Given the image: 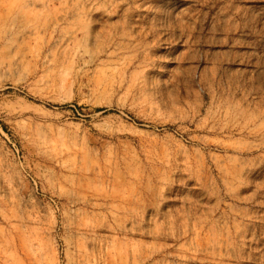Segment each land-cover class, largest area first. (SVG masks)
<instances>
[{"label":"rangeland","instance_id":"1","mask_svg":"<svg viewBox=\"0 0 264 264\" xmlns=\"http://www.w3.org/2000/svg\"><path fill=\"white\" fill-rule=\"evenodd\" d=\"M0 264H264V0H0Z\"/></svg>","mask_w":264,"mask_h":264}]
</instances>
